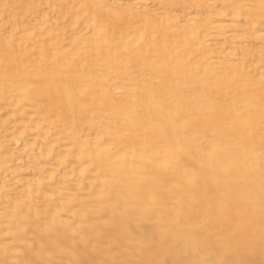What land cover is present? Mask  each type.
<instances>
[{"label": "bare ground", "instance_id": "6f19581e", "mask_svg": "<svg viewBox=\"0 0 264 264\" xmlns=\"http://www.w3.org/2000/svg\"><path fill=\"white\" fill-rule=\"evenodd\" d=\"M0 264H264V0H0Z\"/></svg>", "mask_w": 264, "mask_h": 264}]
</instances>
